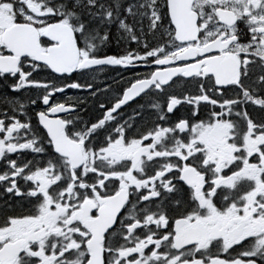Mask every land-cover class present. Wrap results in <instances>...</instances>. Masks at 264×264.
Returning <instances> with one entry per match:
<instances>
[{"label": "snow or ice", "instance_id": "snow-or-ice-1", "mask_svg": "<svg viewBox=\"0 0 264 264\" xmlns=\"http://www.w3.org/2000/svg\"><path fill=\"white\" fill-rule=\"evenodd\" d=\"M0 264H264V0H0Z\"/></svg>", "mask_w": 264, "mask_h": 264}, {"label": "flooded vegetation", "instance_id": "flooded-vegetation-1", "mask_svg": "<svg viewBox=\"0 0 264 264\" xmlns=\"http://www.w3.org/2000/svg\"><path fill=\"white\" fill-rule=\"evenodd\" d=\"M113 75H115V73H113Z\"/></svg>", "mask_w": 264, "mask_h": 264}]
</instances>
